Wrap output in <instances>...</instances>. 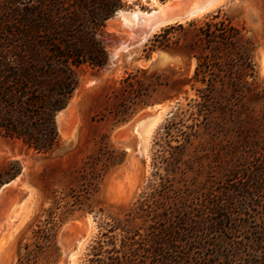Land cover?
Returning <instances> with one entry per match:
<instances>
[{"label":"rangeland","instance_id":"rangeland-1","mask_svg":"<svg viewBox=\"0 0 264 264\" xmlns=\"http://www.w3.org/2000/svg\"><path fill=\"white\" fill-rule=\"evenodd\" d=\"M171 1L124 0L125 8L107 23L103 36L108 64L81 72L72 101L59 113L61 118L57 116L61 143L54 153L37 154L0 136V163L17 160L23 166L17 189L0 204V264H65L71 251L72 264H86L99 241L100 259L109 262L108 252L114 247L125 251L137 247L133 242L143 245L159 213L172 219L179 208L216 196L227 183L238 156L232 145L241 139L236 131L256 128L252 117L264 110V0H224L215 8L218 0L189 4L202 14L192 20L221 10L240 30L242 41L251 43L255 79L252 93L239 104L227 95L213 102L202 99L198 93L202 85L191 80L196 60L180 45L146 58L147 42L171 23L144 38L139 27L123 16L150 13ZM177 34L173 31V40ZM129 74L144 83L145 90L137 87L139 95L151 105L133 102L137 104L131 106L130 119L122 123L113 111L131 100L124 82ZM154 78L162 86L146 91ZM230 109L244 122L236 123ZM150 113L157 115L145 118ZM140 119L132 131V124ZM149 120L153 125L147 134L142 124ZM261 198L240 216L232 231L227 230L219 247L199 252L205 255L200 263L264 264V195ZM52 209L59 218L58 257L48 250L36 263L22 261L21 248L32 242L36 225L44 224Z\"/></svg>","mask_w":264,"mask_h":264},{"label":"trees","instance_id":"trees-1","mask_svg":"<svg viewBox=\"0 0 264 264\" xmlns=\"http://www.w3.org/2000/svg\"><path fill=\"white\" fill-rule=\"evenodd\" d=\"M125 6L124 0H0L1 137L41 155L59 148L57 116L72 101L81 72L101 70L108 64L103 36L107 23ZM173 31H178L175 40ZM173 45H180L196 60L191 80L202 85L198 93L205 101L227 95L239 104L252 93L254 49L249 41H242L240 30L221 10L163 27L147 42L146 58ZM124 82L132 92L131 100L113 111L122 123L130 119L131 106L137 104L133 102L151 105L141 100L137 87L145 88L136 75L129 74ZM158 86L162 84L154 78L146 91ZM230 111L236 123L244 122L236 111ZM259 113L252 117L256 128L236 131L241 139L232 146L238 156L216 196L194 207L179 208L172 219L159 213L143 245L133 242L137 247L125 251L114 247L108 252L109 262L100 259L103 245L96 242L86 264H204L200 262L205 255L199 252L219 247L227 230L232 231L240 216L254 209L264 195V110ZM22 172L17 160L0 163V188ZM56 205L60 209V202ZM54 210H48L45 223L33 230L32 242L21 248L22 261L36 263L48 250L58 257L59 218Z\"/></svg>","mask_w":264,"mask_h":264},{"label":"bare ground","instance_id":"bare-ground-1","mask_svg":"<svg viewBox=\"0 0 264 264\" xmlns=\"http://www.w3.org/2000/svg\"><path fill=\"white\" fill-rule=\"evenodd\" d=\"M223 1L224 0H221V1L218 0V1H216L213 4L212 8H215V7L220 6V4ZM192 2H193V0H173V1L169 2V3H167L165 6H162L160 9L155 10V11H152L150 13H145V14L144 13H140V12L139 13H133L130 16H123V18L126 21H128V22L130 21V22L136 24L139 27L140 31H141L140 34L143 35L144 38H146L148 35L152 34L159 27L165 26V25L170 24V23L172 24V23H175V22L185 23L188 20H192L195 17L201 16L202 15L201 13H197V11H195L194 9H192V8L189 7V4H191ZM206 2L208 3V1H206ZM201 3H202V5H204L202 1H201ZM195 4H197V3H195ZM209 6H211V5H209ZM205 9L203 10L204 12H205ZM208 10L209 9L207 8L206 11H208ZM133 41H136V40H133ZM61 115L62 114H59V119L61 118ZM147 118H149V117H147ZM141 120L142 119H140L138 121H135L132 124V125H134L133 131L136 130V127H137L138 123ZM152 125H153V121L152 120H149V121H147V122H145V123L142 124V128H143V126H146V130H143V129L142 130L147 133V132H149L151 130ZM17 185H18L17 180H14L10 185L6 186L2 190V192L0 193V204H1L2 199L4 198V196L7 193H9L10 191H12L14 189H17ZM14 216H16V215L14 214ZM14 219H15V217H14ZM80 247H82V246H80ZM74 257H75V253L72 252L71 255H70V257H69L70 264L73 263Z\"/></svg>","mask_w":264,"mask_h":264},{"label":"water","instance_id":"water-1","mask_svg":"<svg viewBox=\"0 0 264 264\" xmlns=\"http://www.w3.org/2000/svg\"><path fill=\"white\" fill-rule=\"evenodd\" d=\"M155 115H157V113H150V114L145 115V118H147V117H152V116H155ZM133 128H134V125H132V131H133ZM15 180H16V179H15ZM13 181H14V180H12L11 182L6 183L5 185H3V186L0 188V193L2 192V190H3L6 186L10 185ZM72 252H73V251H71V252L69 253V255H68V257H67V259H66V261H65V264H70L69 257H70V255H71Z\"/></svg>","mask_w":264,"mask_h":264}]
</instances>
